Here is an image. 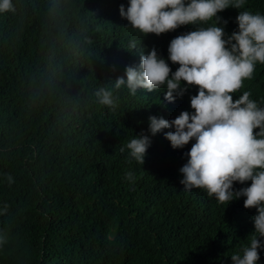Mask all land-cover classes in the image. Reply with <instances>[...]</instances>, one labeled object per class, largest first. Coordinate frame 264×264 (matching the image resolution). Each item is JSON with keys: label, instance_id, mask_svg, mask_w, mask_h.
Instances as JSON below:
<instances>
[{"label": "trees", "instance_id": "1", "mask_svg": "<svg viewBox=\"0 0 264 264\" xmlns=\"http://www.w3.org/2000/svg\"><path fill=\"white\" fill-rule=\"evenodd\" d=\"M12 4L0 12V264H232L250 246L256 209L183 190L179 169L195 141L173 149L164 138L173 129L148 132L149 116L192 112L198 89L169 103L166 87H113L152 48L176 71L169 43L196 26L143 36L120 16L129 0ZM239 11L264 15V0L218 13L227 35ZM100 87L118 98L114 111L98 102ZM244 91L264 107V65L233 100ZM141 132L151 139L143 165L126 148ZM259 256L264 264V247Z\"/></svg>", "mask_w": 264, "mask_h": 264}, {"label": "clouds", "instance_id": "2", "mask_svg": "<svg viewBox=\"0 0 264 264\" xmlns=\"http://www.w3.org/2000/svg\"><path fill=\"white\" fill-rule=\"evenodd\" d=\"M245 2L129 0L127 9L122 4L120 16L143 36H159L186 25H195L196 29L169 43L167 59L179 65L176 71L172 72L152 48L147 55L141 54L139 65L127 66L124 76L117 77L113 86L116 90L126 88L131 95L141 89L152 92L166 87L164 100L169 103L192 86L198 89L190 97L192 112L182 111L172 120L149 116L148 132L155 136L164 129H173L164 133L173 149L195 141L185 154L187 162L179 169L183 190L203 189L217 203L227 205L244 197V208L256 209L250 246L231 255L232 264H257L259 249L264 247V107L250 98V91L233 100V94L253 78L257 64L264 65V15L239 11L235 21L238 28L230 35L217 26L227 24L218 13L229 7L241 9ZM12 10V0H0V12ZM209 22L211 26H201ZM96 97L113 111L118 106L112 90L100 87ZM135 136L126 148L129 156L143 165L151 139L143 132ZM125 178L134 182L131 171ZM8 181L12 183L11 176ZM249 181L250 186L234 190V183Z\"/></svg>", "mask_w": 264, "mask_h": 264}]
</instances>
